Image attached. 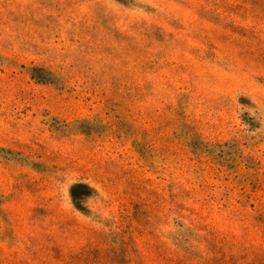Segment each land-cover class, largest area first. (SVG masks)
<instances>
[{
    "label": "rangeland",
    "instance_id": "rangeland-1",
    "mask_svg": "<svg viewBox=\"0 0 264 264\" xmlns=\"http://www.w3.org/2000/svg\"><path fill=\"white\" fill-rule=\"evenodd\" d=\"M0 264H264V0H0Z\"/></svg>",
    "mask_w": 264,
    "mask_h": 264
}]
</instances>
